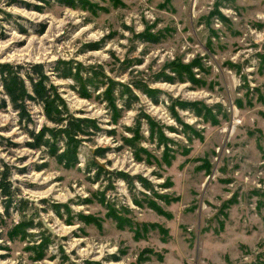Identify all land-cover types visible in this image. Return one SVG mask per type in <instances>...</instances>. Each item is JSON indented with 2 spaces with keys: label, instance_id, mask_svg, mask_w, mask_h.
<instances>
[{
  "label": "rangeland",
  "instance_id": "rangeland-1",
  "mask_svg": "<svg viewBox=\"0 0 264 264\" xmlns=\"http://www.w3.org/2000/svg\"><path fill=\"white\" fill-rule=\"evenodd\" d=\"M0 64L94 122L0 77V264H264V0H0Z\"/></svg>",
  "mask_w": 264,
  "mask_h": 264
},
{
  "label": "trees",
  "instance_id": "trees-1",
  "mask_svg": "<svg viewBox=\"0 0 264 264\" xmlns=\"http://www.w3.org/2000/svg\"><path fill=\"white\" fill-rule=\"evenodd\" d=\"M62 65L59 67V74L58 77L67 79L71 78L72 80L77 83L79 77L78 74H81L80 68L76 70L77 66H72L70 63L67 62H60ZM23 69L22 68H13L9 64H0V77H1V83L4 89V93L9 99L11 105L19 110L22 111V107L24 106V102L26 100H33L38 101L39 103H42L44 105V108L46 110V117L53 123L56 124H62L64 121H68V118H62L64 115V112L60 109H58V105H56L55 101L59 100L60 103H63V100L54 92L55 88L52 86H49L44 76V69L43 67L38 64L32 66L30 69V72H25V76L27 80L29 81V86L32 91L31 95L28 92L27 83L25 80L21 77ZM175 77L170 78V76H167L165 81H169L171 83H174ZM185 78H181L180 81H184ZM73 89L77 92V94L83 98H90L91 95L87 92L84 93L80 89H77L75 86H73ZM96 91L98 88H95ZM110 94H113L112 91H106L104 95L111 96ZM115 98H112V100ZM114 102V100H113ZM120 111V110H119ZM27 116V114H25ZM94 123L92 120L89 119H83V118H76L73 117L68 121V124L65 125L66 127L61 131L65 134L67 133L71 138H74V136H77L81 133H85L86 129L89 128V126ZM52 132L51 130L44 128L41 132L38 134H35L34 132H31V136L34 139V141H37V144L34 145V149H41L42 147H49L52 150V155L56 156L57 159L62 162L61 155L57 154V148L54 147V143L48 138V133ZM69 144V142H68ZM72 157V156H71ZM122 178L127 181V178L123 175ZM136 179L141 184L143 188H145L148 191L153 190L152 184L145 178L137 176ZM131 184H133V181H130Z\"/></svg>",
  "mask_w": 264,
  "mask_h": 264
}]
</instances>
